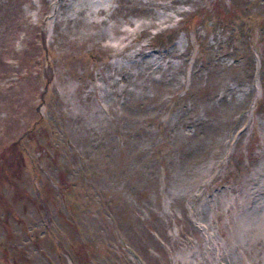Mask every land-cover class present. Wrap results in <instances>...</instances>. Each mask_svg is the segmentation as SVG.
I'll return each instance as SVG.
<instances>
[{"label":"rangeland","instance_id":"rangeland-1","mask_svg":"<svg viewBox=\"0 0 264 264\" xmlns=\"http://www.w3.org/2000/svg\"><path fill=\"white\" fill-rule=\"evenodd\" d=\"M20 154L0 264H264V0H0Z\"/></svg>","mask_w":264,"mask_h":264},{"label":"trees","instance_id":"trees-1","mask_svg":"<svg viewBox=\"0 0 264 264\" xmlns=\"http://www.w3.org/2000/svg\"><path fill=\"white\" fill-rule=\"evenodd\" d=\"M22 154H20L18 157H15L14 155V158L16 159V168L18 169L19 173L17 172L16 169L14 170H11V169H8L6 168L4 165V162L2 165H0V181H2V177L4 178V181L12 184L13 183V180L17 179L19 177V174H20V168L22 169L23 167V161L24 159L21 157ZM11 156H13L11 154ZM2 205L4 204L6 207L8 206L7 203L5 201H1Z\"/></svg>","mask_w":264,"mask_h":264},{"label":"bare ground","instance_id":"bare-ground-1","mask_svg":"<svg viewBox=\"0 0 264 264\" xmlns=\"http://www.w3.org/2000/svg\"><path fill=\"white\" fill-rule=\"evenodd\" d=\"M106 9H109V5L108 4H106ZM261 194H262V192H261L260 189H256L255 190V195L256 196H254V205H253V207L254 206H258V207L263 208L264 196H262ZM263 218H264V216H263Z\"/></svg>","mask_w":264,"mask_h":264}]
</instances>
